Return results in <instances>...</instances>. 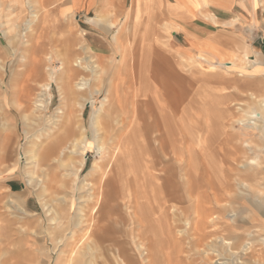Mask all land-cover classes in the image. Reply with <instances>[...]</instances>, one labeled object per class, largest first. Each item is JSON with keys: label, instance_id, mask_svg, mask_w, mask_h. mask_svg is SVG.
Instances as JSON below:
<instances>
[{"label": "rangeland", "instance_id": "obj_1", "mask_svg": "<svg viewBox=\"0 0 264 264\" xmlns=\"http://www.w3.org/2000/svg\"><path fill=\"white\" fill-rule=\"evenodd\" d=\"M101 1V10L89 12L87 0H0V264L10 257L8 264H115L112 252L92 249L84 231L98 186L110 175L120 195L127 171L160 178L164 166V181L138 180L137 188L150 200L176 193L167 205L175 208L168 214L182 249L169 256L161 228L154 264H168V257L184 264H264V0H245L243 15L250 19L224 28L230 35L212 34L233 52V61L199 53L182 66L166 49L169 35H154L149 26L133 32L134 0ZM151 86L155 100L144 99ZM115 90L124 97L121 104ZM121 125L131 153L108 163L107 138ZM70 130L75 136L69 138ZM63 142L56 155H45ZM188 153L196 156L192 176ZM227 170L231 187L224 190ZM189 190L199 197L189 198ZM190 200L217 215L208 230L213 236L202 243L186 234L182 211ZM132 237L134 259L147 264V251Z\"/></svg>", "mask_w": 264, "mask_h": 264}, {"label": "bare ground", "instance_id": "obj_2", "mask_svg": "<svg viewBox=\"0 0 264 264\" xmlns=\"http://www.w3.org/2000/svg\"><path fill=\"white\" fill-rule=\"evenodd\" d=\"M85 69H86V67H85ZM71 78H72V74H69L68 75V80H70ZM132 85H133V83L131 82L129 88H132ZM83 86H84L83 84H81V85L77 84L76 88H78L80 90V89H82ZM151 91H152V93H151ZM153 92L154 91H153V88L151 86V89L149 88V92H148L147 98H144V99H152V100L154 99L155 100ZM252 96H254V95H252ZM114 97L116 98V101H117L118 104H121L123 102V98L124 97H122V95L116 90H115ZM146 101H148V100H146ZM129 102L131 104V110H133V112L139 118L142 117V112L138 109V106H139L138 105V101L135 100V96L134 95H131ZM146 104L147 103L145 102V105ZM259 105L261 107H264V104H262V103H260ZM73 111L74 110H71L70 112L73 113ZM125 129H126L125 126L121 125L120 127L113 129L112 130V134H110L109 135L110 137L107 138V141L111 142L109 147H108V149H107V151L111 154V156L109 157L110 161L108 163H110L112 160H114L118 156L119 157H121V156L125 157V156H129L130 155L133 143L129 142L128 136H126V134L124 133ZM170 131H171V129H170ZM68 136H69V138L75 136V131L70 130V132L68 133ZM66 140L68 141L67 138H66ZM61 142H62V139H61ZM98 142H99V140H98ZM190 142H191V139H190ZM63 144H64V142L63 143H59V144H57L54 147H51L50 149H48L46 151L45 155H47V156L56 155L57 151L61 149ZM204 145L205 144L202 143L203 151L205 149ZM206 147H207V144H206ZM185 149H184V151H185ZM193 150L194 149L192 148L190 152H192ZM224 150H226V149H224ZM96 152H97V154L99 156H103L104 155L103 154L104 153L103 147H101L100 144H98ZM204 152H203V154H204ZM34 153L35 152L33 150L30 151V155L31 156H30L29 159L32 160V164H33L34 159H35V154ZM185 154H187V153L185 152ZM190 154H189L188 167H189V172H190V174L192 176L194 174V172H195V171H193L194 170V163L193 162H195L194 160H196V158H195L196 156H194L195 154H191V155ZM198 154H201V152L198 153ZM186 159H187V157H186ZM186 161L188 162V160H186ZM178 168H179V166H178ZM165 169H166V166H164V167H162V169H160L161 173L164 175V176H160V178L163 181L166 179V175H165V171H164ZM186 169H185V171H186ZM187 171H188V169H187ZM93 172H96V169H94ZM127 172L128 173L125 174L126 176L124 177V180H123L125 189H123V192L120 195L114 193V190H113L114 189V182L112 181V178H111L110 175L105 176L107 178L103 181V183L100 182L102 184V186H98L99 190H98V193L96 195H94L95 193H93L95 199H92V201L94 200V205L92 206V208L89 206V208H91V209H90V212L87 215L86 220H85V222H87L88 225L86 226L85 229L84 228L83 229H84V231H86L88 233V235H89L88 237L92 238V240H93L92 244H93L94 248H92V249H94V251L97 250L96 252H98V250L112 252L114 254V258H115V259H112V260L113 261L116 260V262L114 261L115 264H140L138 259H136V260L134 259V257L136 255L134 253L133 248L130 245L131 243H129V241H128V239H130V236H133L134 240H136L137 242L140 241V243L138 245L136 244L137 247H138L137 249L144 247V249L147 251V253H145L146 254L145 257L147 256L145 258V260L147 261V264H154V261L156 259L153 260V255H154V252L158 251V248L160 246L161 228L165 227L166 232H165L164 235L168 239V241H170V246L168 248L169 249V256H171L174 251L176 252V251H180L182 249V247L180 245V242H178L179 241V237L177 238L175 236L176 234L174 235V233L177 230L176 231L174 230L175 231L174 233L172 231L173 221H171L172 219L169 218V214H168L169 212H172L175 208L167 205V203L170 200H172V199H174L176 197V193L173 191V192H170L169 194H167L166 196H163V195L159 194V197H154V198H152L150 200L145 195V192H143V191L141 192V191L138 190V188H137V183L138 182L137 181L141 180L143 182V180L146 179V178H151L153 180H155L156 178L160 179V178H158L159 175L155 178V176H153L152 173L150 171H148V170H144V172L142 174L137 175V176L135 174H133L132 172H130V173H129V171H127ZM229 172L230 171L227 170L221 176V178L223 180V183H224V190H228L231 187ZM91 173L92 172H90V175L92 176ZM103 173H105V172L103 171ZM103 173H101V174L103 175ZM169 174L170 175H168V177L173 174V169L170 170ZM183 174H185V172ZM187 174L188 173H186L185 176H188ZM251 175H252V173H251ZM211 176L213 178L212 174H211ZM188 177H186V178L188 179ZM246 177H247L246 175L242 174V175L239 176V179L241 180V182H245L246 181ZM260 177H262V176H260ZM255 178H257V177H255ZM258 178H259V176H258ZM99 179L102 180V178H99ZM128 179H130V180H128ZM96 181H98V180H96ZM128 181L132 183V184H130V186H129V182ZM187 182L191 184V181L190 182L187 181ZM254 183L256 184V182H254ZM213 184H214V182H212L211 180H208V185L210 186L211 189L213 187ZM127 186H129V187L127 188ZM189 187L191 188V186H189ZM213 188H215V187H213ZM198 192H200V191L198 190ZM193 194L194 195L196 194L195 191L189 190L188 197L191 198ZM195 196H198V194L195 195ZM186 197H187V195H186ZM119 198H120V200H121V202L123 204V206L121 204V207L118 205V199ZM207 199H208V197H207ZM92 201L90 200L89 202L91 203ZM110 203H114V204L110 205ZM203 204H205V203H203ZM206 204H207V201H206ZM146 205H152V207H151V209H149V211H145L144 207ZM202 205H201V203L199 205V201L198 200L197 201L190 200L189 206L187 207V209L184 208L185 210L182 211V215L185 218L184 219L185 227H188L187 230H186V234L189 233L190 235H193V236L197 237V239H198V241L200 243H202L206 238H208L210 236L211 237L213 236V233L208 232V230L211 227L213 228V226L217 222V220H216L217 219L216 218L217 215L211 213V211H210V209L208 207H204ZM242 205H243V203H241V206ZM85 207H86V205H85ZM87 208H88V206H87ZM89 208H88V210H89ZM105 210H106V213H105ZM191 210H193V213H192L193 214V218H191V220H189L188 216H189V213L191 214V212H190ZM239 210L242 212V207H240ZM156 214H158V216ZM74 218H75V216H74ZM82 219H84V218H82ZM71 222L73 223V221H71ZM75 222L76 221L74 220V223ZM119 223L122 225V227L120 229H117V225ZM78 224H82V221L78 222ZM134 227H138V229L135 230L136 228L134 229ZM121 233L124 234L123 238H125V239L123 241H120L117 238V235H121ZM73 235H75V234H73ZM72 237L73 236H71V238ZM58 240H59L58 243L61 242L60 238ZM212 241H215V240H212ZM220 241H222L223 244L225 243L226 245H229V243L225 242V240L223 238H220ZM143 242H145V244ZM134 243H136V242H134ZM85 251H87V250H85ZM89 251H91V249ZM93 255L96 256L95 253ZM90 257H92V256H90ZM260 257H262V255ZM10 259H11V257H10ZM10 259L6 260L7 264H8V261ZM142 260H144V259H142ZM167 261H168V264H184L183 260L178 258V257H176V258L174 257L173 259L171 257H168ZM6 262H4V261L2 262V260H1L2 264L3 263L5 264ZM141 262H143V261H141ZM69 263H71V261L69 262V259L63 261V264H69ZM105 263H106V261H105ZM98 264H100V263H98Z\"/></svg>", "mask_w": 264, "mask_h": 264}, {"label": "crops", "instance_id": "obj_3", "mask_svg": "<svg viewBox=\"0 0 264 264\" xmlns=\"http://www.w3.org/2000/svg\"><path fill=\"white\" fill-rule=\"evenodd\" d=\"M87 2L89 12L101 10L104 3L101 0ZM134 4L133 32L141 33L138 30L149 26L154 35H169L166 49L181 66L183 62L200 56L211 61H233V52L219 45L212 34H229L224 28H234L240 19H250L249 13L245 12L247 17L243 15L245 0H134ZM80 8L78 3L77 9ZM236 9L242 13L236 15ZM177 36H182L181 42L177 41Z\"/></svg>", "mask_w": 264, "mask_h": 264}]
</instances>
